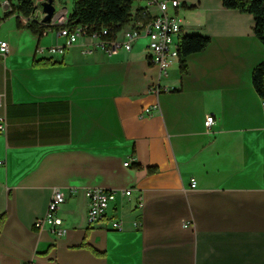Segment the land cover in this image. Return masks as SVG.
<instances>
[{
  "label": "crops",
  "instance_id": "1",
  "mask_svg": "<svg viewBox=\"0 0 264 264\" xmlns=\"http://www.w3.org/2000/svg\"><path fill=\"white\" fill-rule=\"evenodd\" d=\"M1 1L0 264H264V107L252 83L264 44L253 15L181 0V33L210 41L186 56V72L177 60L163 74L146 38L112 55L80 42L49 53L64 43L56 28L35 34ZM67 1L58 10L71 12ZM88 187L118 192L96 226ZM55 188L62 236L34 226Z\"/></svg>",
  "mask_w": 264,
  "mask_h": 264
},
{
  "label": "built area",
  "instance_id": "2",
  "mask_svg": "<svg viewBox=\"0 0 264 264\" xmlns=\"http://www.w3.org/2000/svg\"><path fill=\"white\" fill-rule=\"evenodd\" d=\"M42 1H33V11L25 16L21 15L24 24L30 25L37 23L43 28V34H46L53 28H56L58 36L64 38V43L54 44L45 49L52 54L62 56L66 50L77 43H81V52L91 54L100 50L107 55H112L119 50L130 51L133 44L141 38H146V49L148 51L149 61L159 67L163 74H167L170 65L178 60L179 42L178 37L183 26L181 0H132L131 16L128 22L119 26L117 30L112 27H102L97 31H90L87 25L78 24L73 29L68 25L70 11L62 8L52 17L43 22L45 13L42 9ZM2 5L6 12L13 10L11 0H2ZM43 50V48L39 49ZM0 51L6 53L8 46L6 41L0 42ZM151 91L159 92L156 85L150 87ZM264 107V103H262ZM148 112L149 109H146ZM216 118L213 114H207L204 119L205 128L208 130L215 123ZM7 122L4 116H0V131H4ZM130 165V161L124 163ZM130 188L121 191V194L130 196ZM85 195L89 200L87 212V223L90 226H96L104 220L107 209L112 202H115L118 192L102 187H88ZM65 197L60 188H55L47 204L46 212L42 218L34 222L38 230L48 228L57 236L66 234L67 229L63 226V219L59 215L61 204ZM141 208L142 201L138 202ZM110 226L116 231H122L124 225L120 219H111Z\"/></svg>",
  "mask_w": 264,
  "mask_h": 264
},
{
  "label": "trees",
  "instance_id": "3",
  "mask_svg": "<svg viewBox=\"0 0 264 264\" xmlns=\"http://www.w3.org/2000/svg\"><path fill=\"white\" fill-rule=\"evenodd\" d=\"M226 8L238 9L253 15L255 20L254 32L264 44V0H221ZM23 15H29L33 9V0H11ZM132 0H73V9L69 15L68 25L71 29L78 24L87 25L90 31L100 30L102 27L119 26L128 22L131 16ZM33 33L43 36V28L36 22L28 25ZM210 41V37L202 34H179V68L186 72L185 58L188 54L203 50ZM252 83L255 90L264 101V60L258 63L252 71ZM5 220V214H0V232Z\"/></svg>",
  "mask_w": 264,
  "mask_h": 264
},
{
  "label": "water",
  "instance_id": "4",
  "mask_svg": "<svg viewBox=\"0 0 264 264\" xmlns=\"http://www.w3.org/2000/svg\"><path fill=\"white\" fill-rule=\"evenodd\" d=\"M41 5L43 12L45 13L44 17L42 18V21L46 22L55 13V5L53 3V0H44L42 1Z\"/></svg>",
  "mask_w": 264,
  "mask_h": 264
},
{
  "label": "rangeland",
  "instance_id": "5",
  "mask_svg": "<svg viewBox=\"0 0 264 264\" xmlns=\"http://www.w3.org/2000/svg\"><path fill=\"white\" fill-rule=\"evenodd\" d=\"M33 1H35V0H33ZM67 2H68L67 0H64V3L62 2V0H60V2H57V0H55L54 3L56 5V10H58L60 7H62V5L67 4Z\"/></svg>",
  "mask_w": 264,
  "mask_h": 264
},
{
  "label": "bare ground",
  "instance_id": "6",
  "mask_svg": "<svg viewBox=\"0 0 264 264\" xmlns=\"http://www.w3.org/2000/svg\"><path fill=\"white\" fill-rule=\"evenodd\" d=\"M263 103H264V101H263Z\"/></svg>",
  "mask_w": 264,
  "mask_h": 264
}]
</instances>
